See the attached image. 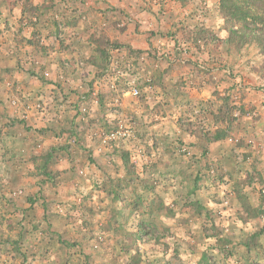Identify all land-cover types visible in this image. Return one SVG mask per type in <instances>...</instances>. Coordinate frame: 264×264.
I'll use <instances>...</instances> for the list:
<instances>
[{
	"label": "crops",
	"instance_id": "0c3cea01",
	"mask_svg": "<svg viewBox=\"0 0 264 264\" xmlns=\"http://www.w3.org/2000/svg\"><path fill=\"white\" fill-rule=\"evenodd\" d=\"M152 1L31 0V25L21 26L16 40L0 37V264H264V85L244 82L238 93V69L225 51L213 48L214 38L195 42L203 31L220 34L218 0ZM15 9L19 20L22 6ZM40 36L44 47L27 45ZM132 87L139 98L129 96ZM41 92L50 105L45 114L34 106ZM116 96L136 129L132 142L104 149L88 134L111 128ZM236 96L256 118L232 126L233 138L205 139L193 122L210 124L224 97L232 107ZM81 103L90 113L79 128ZM199 110L203 117H194ZM137 135L148 141L143 172L157 174L156 191L144 187L149 176L137 184L123 168L122 156L131 160L140 150ZM172 141L181 148L186 142L207 163L180 162L178 148L168 154ZM80 169L85 176H73ZM190 169H212L217 178L187 196L181 174ZM18 189L24 195L8 197ZM76 190L84 194L80 204ZM194 203L213 214L214 227L221 224L214 236L198 235L201 246L189 243L206 218L185 214ZM27 220L34 226L26 228ZM139 224L155 230L127 242Z\"/></svg>",
	"mask_w": 264,
	"mask_h": 264
},
{
	"label": "rangeland",
	"instance_id": "374dc122",
	"mask_svg": "<svg viewBox=\"0 0 264 264\" xmlns=\"http://www.w3.org/2000/svg\"><path fill=\"white\" fill-rule=\"evenodd\" d=\"M31 3H32L31 0H0V37L1 38H5L6 37V38L11 39V40H16L18 34L20 33L21 26L25 27V26L31 25V21L32 20H31V18L28 19V16H29L28 13L30 11H32V9H33V11L35 10L34 8H32ZM17 5H21L22 6L23 14H25V18L27 19V21H26V23L24 25L21 24V19H22L23 14L19 18V20H18V18H16V12H15L16 9H15V7ZM19 14H21V12ZM216 15L219 18L218 13H216ZM220 27H221V23H220ZM60 31H61V29L59 28V33H60ZM221 31L219 32L220 34L216 33L214 35L211 33V31H204V32H207V33H209L211 35V36H206L205 38H208V37L214 38L213 40H215L214 41L215 44H214L213 48L219 49V51H221V49L224 50V47L221 48V45L219 47L216 46V44L218 43V40H219V36H221L222 38L224 36V32H221ZM61 34H62V32H61ZM59 36L60 35H58V37ZM220 41L222 42L223 39L222 40L220 39ZM26 43H27V45H34V47H36V46L44 47V45H43L44 42L41 41V36L39 37L37 42L35 41V39L31 38ZM113 45H114V47H116L115 44H113ZM43 53H45V51H43ZM227 57L230 59V65L229 66H231L232 70L238 69V71H234L233 76H232V79L236 82V83H234V85L237 88V92L238 93H240L242 88L244 87V85H243L244 82H246L248 85L249 84H252V85L255 84V83H251L249 81L257 82V83L261 82V84L264 85V77H261L262 73L258 72V69L260 67L261 57L255 50L247 49V50L243 51L240 56H237L235 58L234 57L232 58L230 56H227ZM238 64L241 66L240 69L238 68ZM27 71H28V69H27ZM28 72H30V70ZM0 77H1V75H0ZM41 78L44 81H48V82L51 81V77H50V74H49L48 71H43L42 74H41ZM244 79H247V80L243 81ZM253 80H256V81H253ZM248 85H245V86H248ZM132 88H135V87H132ZM139 96H140V91H139ZM139 96L136 97V98H139ZM34 97H35V100H36V103L34 105L35 106V110L37 112H39V114L40 113L41 114H45L46 109L49 108V106H50L48 101H47V99L44 98V95H43L42 92L41 93H37V95L34 96ZM21 98H23V100L26 99L25 97H20L19 99H21ZM224 98H225V101L229 102V97H224ZM231 101H232V103H234V105L232 107H230V105L226 102L225 105L222 106L218 110V113L216 112V114L213 117V122H211L210 124H209V122H207L206 119H204V117H203L202 113L200 112V110H199L200 113H195L194 112L195 113V114H193L194 117L198 116V115L203 117L202 118L203 123L201 122L198 125L197 121L195 120L194 121L195 123L193 122V127H195L197 125L199 130H200V132L202 134H204L205 139L206 138L207 139H212L213 136L218 131H222L226 135V137L228 136L229 138H233V136H231L229 133L230 132L232 133V131H233L232 128L234 127V125L237 126L238 122L241 121L244 118H256V117L253 115L255 113V111H246V110L242 109L239 106V103H240V97L239 96L234 97L233 99H231ZM115 102H116V104H115ZM10 103H11L12 107H17L16 105L19 103V101L13 99V100H11ZM120 103H121V98L120 97L116 96L115 98H113L112 105H111V113H113L112 112L113 111L112 108L115 105H117V109H118V107L120 106ZM82 109H85L86 111L82 112ZM89 113H90L89 110L85 107V105H83V103H81L78 106V108H77V116H79V122H80L79 128H82L83 124H85L87 122L86 120H87V117L89 116ZM122 118H124V121H122L123 126L131 128L132 137H133L134 136L133 133H134V131L136 129L135 126H134L133 121L129 117L125 116L124 114L122 115ZM189 120L190 119L186 117V120L184 122H185L186 126L188 125L187 126L188 127V131H191V121H189ZM84 121H86V122H84ZM109 121L112 124L111 128L107 129L106 131H101V130L100 131H96L95 130L93 132H90V134H88V135L94 138L95 136L98 137L99 133L102 134V133H106V132H108L110 130L116 129L117 128L116 117L114 116L113 120H109ZM132 137L129 138V139L132 140ZM137 138L139 140V149L140 150L138 151V153L135 156H132L133 158H131V160L128 157H125V155L122 156L123 168H124V170L126 172V175H129L131 180L134 179V181H136L137 184L139 183V181H146L142 177L149 176V178H148L149 180L148 181H150V183H149V185H147V184L144 185V187L145 188L150 187V189H151L150 191H156L155 188L157 187V185L153 184V183L156 182L159 179L157 174H154L151 171V174L147 173L149 175H145L146 171L143 172V169L145 168V167H143L145 165L144 164V161H145L144 157H142L143 153H144L143 149L147 150L146 147L148 146V141L145 142L144 139L141 138L140 136L138 137V135H137ZM129 139L128 140H123V141H118L117 143H128L129 141H131ZM150 142H151L152 146H153V144L155 146L156 143H155V140L153 138H151ZM233 142H234V144L236 146H238L240 144V140L236 139V138L233 139ZM99 143L101 145V148H104V149H107V148H109V146L112 145V144L109 143L108 144L109 146L108 145L105 146V145H102L100 141H99ZM75 144H76L75 140L71 139L70 140V145H75ZM184 144H186V142L182 143V145L185 146V147L181 148V145L180 146L178 144L176 145L175 142L172 141L170 143V147L169 148H173V149L175 148V149H174V151H173V149L169 150L168 154H171L172 152H173V154H175V150L178 148L177 149L178 150L177 151L178 152L177 156H178V158H181L180 162H184L185 163L188 160L189 162L191 161L190 163H193L191 165H196V164L199 165L202 162H203V164L207 163V161H206L207 157L204 156V154L202 156H196V155L191 153L192 152L191 148H186L188 145L187 144L184 145ZM124 157L127 158L128 165H125L123 163V158ZM194 162H196V164H194ZM240 162L242 163L243 160L240 161ZM145 166H148V165H145ZM150 167H154V169H155L156 163L154 164V162H153L150 165ZM134 168H137V170H138V168H141V170H142V171H140L141 173L138 174L137 172H135ZM194 170L195 169H190L189 172L186 171V172L181 174L182 179L186 183L187 196L194 195V193L196 191H200L201 190L202 187L199 184L202 182V180L204 181V179H210L209 181L212 180V182H214V180H216V178H217V175L214 173V171H210L212 169H209V170H207V171H205L204 173H201V174L198 171H194ZM73 176H77V177L85 176L84 170H81V169L77 170L75 172V174H73ZM126 183H128V180H127ZM94 185H97V184H94ZM123 186L125 187V185H123ZM193 186H194L193 189H195L194 192L191 191V188ZM94 190H96V189H94ZM76 192H77L76 193L77 196L75 197L76 198L75 202L80 204L82 202V200H83L82 198H83L84 194L82 195V193L80 191H77V190H76ZM142 192H143V189H142ZM140 193H141V190H140ZM10 195L12 196V198H16L17 196H22L24 194L21 193V191L18 189V190H11L9 192V194H8V197ZM12 202H13V200H11V203ZM138 206L139 205L137 204L136 208H138ZM38 207L40 209V206H38ZM187 207L189 208V211H188ZM12 208H14V207L12 206ZM204 208H205L204 206H201V205H198L197 203H194L192 206H190V205L186 206L185 209H184L185 214H187L189 212L190 213L193 212L197 216H199L201 214H205V216H206V218H204L203 221L202 220H200V222L198 221L197 226H200V227L195 232L194 241H190L189 242L190 244H195V245H200L201 246V244H199L197 242L199 234H203L205 237H207L206 235L214 236L216 233H220L219 229L221 228V224L218 223V226L214 227L213 226L214 223L212 222V219H211V216L213 214H211V216H210L208 214V212ZM175 209H176V204H174L172 206L171 210L175 211ZM24 211H26V210H24ZM10 212L11 211H9V213ZM33 218H35V217H33ZM25 224H26V228H28L29 225L32 224V221L31 220H27ZM210 224L212 225V227L210 226ZM145 225H147V224H139V226H138L139 227V230H138L139 233L137 232L138 235H135V237H133L130 234V237L127 239V242L129 241L130 243H135V242L137 243V242H140L142 239L147 238V236L149 237V235L152 232V230H155V229H153L152 227H149V226L147 228ZM30 226H34V225L32 224ZM208 226H210V227H208ZM170 236H171V233L169 232V237ZM217 243L219 245H221V246L225 245L223 239H221V241H219ZM185 247H187V246L185 245ZM197 254L200 255V256L203 255L202 256L203 258L207 257V254H202L201 251H199ZM10 255H11V253L8 254V255L5 252L3 253L4 257H8ZM21 255H23L24 258L26 256V254H23V253H21ZM129 255L133 256L134 253L131 252ZM172 260L173 261L175 260L174 256H172ZM21 262L24 264L26 261H23L21 259Z\"/></svg>",
	"mask_w": 264,
	"mask_h": 264
},
{
	"label": "trees",
	"instance_id": "16d2710c",
	"mask_svg": "<svg viewBox=\"0 0 264 264\" xmlns=\"http://www.w3.org/2000/svg\"><path fill=\"white\" fill-rule=\"evenodd\" d=\"M216 13L225 34V54L235 58L247 49L255 50L261 57L258 72L264 77V0H219ZM206 36L211 35L204 31L199 33L195 42ZM225 137L222 131H218L211 140L218 141ZM123 163L128 165L127 158H123ZM262 202L264 204V194Z\"/></svg>",
	"mask_w": 264,
	"mask_h": 264
},
{
	"label": "built area",
	"instance_id": "2783aa9c",
	"mask_svg": "<svg viewBox=\"0 0 264 264\" xmlns=\"http://www.w3.org/2000/svg\"><path fill=\"white\" fill-rule=\"evenodd\" d=\"M148 1L153 2L152 0H148ZM129 96L136 98L139 96V91L136 88H131L129 90ZM112 110H113L112 112L114 116L116 117L117 128L110 130L106 133L98 134L99 141L101 142L102 145H105V146L108 145L109 143L110 144L117 143L118 141L128 140L129 138L132 137L131 128L123 126L122 124V121H124V118H122V114L117 109V105H115L112 108ZM85 111H86L85 109H82V112H85ZM240 160L242 161V158H240ZM260 193L261 194L264 193L263 189H260Z\"/></svg>",
	"mask_w": 264,
	"mask_h": 264
}]
</instances>
